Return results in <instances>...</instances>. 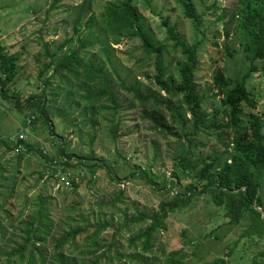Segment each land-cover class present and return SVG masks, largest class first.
Returning <instances> with one entry per match:
<instances>
[{"label":"rangeland","instance_id":"374dc122","mask_svg":"<svg viewBox=\"0 0 264 264\" xmlns=\"http://www.w3.org/2000/svg\"><path fill=\"white\" fill-rule=\"evenodd\" d=\"M115 1H0V43L19 56L20 67L7 94H18L23 108L18 112L12 100L0 98V177L6 178L0 180V207L11 215V224L17 225L27 213L37 209L39 202H52L55 233L79 226L85 239L79 257L86 260L103 252L106 259H113V246L130 250L127 239L137 228L128 219L137 213L156 212L162 201L167 202L172 195L165 190L169 180L175 182V186L169 184L173 192L182 193L196 181V177L191 178L194 172L176 168L183 155L194 161L217 151L229 163L233 155L240 154L237 141L243 136L249 109L242 106L237 124L232 121L230 111L222 105L223 94L213 84L217 72L232 85L243 82L251 91L252 112L261 117L264 133V59L255 57L251 28L237 18L234 10L240 2L254 5L251 0H191L202 17L201 31L193 28L177 0L137 3L153 34L168 48L164 54L166 76L176 78L177 65L182 61L178 49L174 50L173 42L167 39L169 28L187 44L199 43L193 83L204 119L197 127L182 94L167 97L152 80L150 60L136 62L141 57L139 40L124 37L112 45L108 35L100 41L112 56L107 73H113V67L120 72L125 66L122 76L127 79L126 85L135 86L141 97L150 102L143 105L135 93L115 85L119 107L114 118L118 128L114 139L108 120H102L104 112H97L94 127L87 123L81 110L65 117L68 109L61 105L73 92L72 84L68 89L59 82L53 68L44 70L46 54H52L58 44L72 36L79 10L89 9L79 22L85 31L83 21L89 12L97 17L108 2ZM82 2L88 3L82 6ZM219 14L224 18L216 22ZM82 51L92 54L95 49L88 45ZM45 79H49L47 89L42 87ZM32 95L44 97L52 110L48 116L54 134L41 121L25 125L26 118H33L26 104ZM76 99L72 97L70 102ZM19 135L41 154L36 150L28 152L10 141ZM60 144L71 157L66 168L64 159L59 158ZM43 155L48 160L59 159L49 163ZM196 186L200 190V185ZM48 196L51 199L44 200ZM211 198V193L195 195L186 208L168 214L165 230L156 234L152 248L157 262L167 264L170 253L181 250L186 257H174V264H208L218 258L223 264H264V236H246L244 222L228 223L223 208L212 204ZM103 222L109 226L93 243V226ZM228 250L230 256H226Z\"/></svg>","mask_w":264,"mask_h":264},{"label":"trees","instance_id":"16d2710c","mask_svg":"<svg viewBox=\"0 0 264 264\" xmlns=\"http://www.w3.org/2000/svg\"><path fill=\"white\" fill-rule=\"evenodd\" d=\"M138 1L108 2L103 12L97 16L99 18L89 12L83 21L85 31L81 30L79 22L89 9L79 10L72 36L58 44L52 54H46L48 62L44 70L53 68L59 82L66 85L68 89L71 84H76L74 89L71 85L70 91L73 90V92L67 94L65 103L61 105L68 109L64 116L70 117L81 110L87 123L94 127L97 112H104L105 116L102 120L104 123L108 120L110 124L108 130L112 139L116 137L118 131L117 124L114 123L115 113L119 107L114 90L115 85L135 93L141 98L143 105L149 103L150 100L147 97L142 98L135 86L126 85L127 79L122 76L123 70L127 69L125 66L120 72L113 67V73H107V65L110 64L112 56L109 55V48L100 42L103 35L111 38L110 44L112 45L118 44L124 37L139 40L141 57L137 58L136 62L144 58L150 60L154 71L152 80L159 90L167 97L182 94V101L191 115L194 127L200 125L204 119L200 110L201 100L193 83V73L197 64V44L199 43L189 45L174 33L172 28H169L167 39L173 42L174 50L178 49L182 55V61L177 65L176 78L166 76L167 67L164 64V54L168 48L160 44L149 28L145 16L137 7ZM251 1L254 5L240 2L234 10L237 18L243 20L245 25L251 28L255 57L264 59V0ZM177 2L190 19L193 28L201 31L202 17L197 12L194 3L191 0H177ZM87 3L82 2V6H86ZM223 18L224 15L219 14L216 22ZM96 27L99 28L96 29ZM225 34L228 36L227 33ZM73 43L77 46L73 47ZM88 45H91L95 51L92 54H89L91 52L82 53V49ZM65 47L67 48L61 56ZM18 61L19 56L14 52H9L0 43V98L6 101L12 100L13 107L20 112L23 108L20 107L18 94H7L8 86L19 74ZM110 76L114 78L109 79ZM42 83L43 88L49 87V79H45ZM213 84L223 94L222 105L230 111L231 119L235 124H237L241 107L246 106L249 109L243 136L237 141L240 154L233 155L229 163L217 151L194 161L189 156L183 155L176 168L184 169L188 173L194 172L191 178L196 177V181L186 186L182 193L173 192L170 185L175 186V182L169 180L165 185V190L171 192L172 195L167 202L162 201L156 212L137 213L128 219V222L137 228V231L127 239L130 250L121 251L113 246V259L111 260L106 259V252L92 260L80 259V249L85 245L80 227L63 228L55 233V219L50 208L52 202H39L37 209L27 213L17 225L11 224L13 221L11 215L4 210V207H0V264H99L102 260L105 264V259L108 264H160L153 255L152 248L156 234L165 230V220L168 214L181 211L189 205L193 196L206 193L212 194L210 199L212 204L223 208L225 217L229 218L228 223L239 225L244 222L247 226L246 236H264V133L261 117L252 112L254 100L251 91L245 88L243 82L232 85L221 73L217 72L213 77ZM72 97L77 99L70 102ZM72 103L75 108L70 107ZM26 104L30 107L33 118L31 117L30 124L25 125L41 121L48 127L49 133L54 134L50 128L52 124L48 116V112L52 110L48 107L45 98L32 95L26 100ZM16 145H22L28 152L36 150L25 140H19ZM8 149L12 150L13 147ZM36 151L41 154L39 150ZM58 153H60L59 158L62 161L64 159L62 163L66 168L71 157L64 153L62 144H60ZM43 158L49 163L59 159L52 157L48 160L44 155ZM139 175L144 177V175ZM133 176L134 174L131 175ZM110 178L114 180L111 175ZM5 179L3 176L0 177L2 181ZM196 185H200V190H197ZM47 199L51 197L48 196L44 200ZM108 226L107 222L95 224L93 226L94 235L90 237L91 241L94 243L99 234ZM230 254L228 250L226 256ZM174 257L183 260L186 255L181 250L172 252L167 264H174L172 262ZM214 263L223 264L224 261L218 258L208 264Z\"/></svg>","mask_w":264,"mask_h":264},{"label":"built area","instance_id":"2783aa9c","mask_svg":"<svg viewBox=\"0 0 264 264\" xmlns=\"http://www.w3.org/2000/svg\"><path fill=\"white\" fill-rule=\"evenodd\" d=\"M29 120L26 121V124H29ZM19 140H23V137L19 135L17 138H12L10 141L13 142L14 144L17 143Z\"/></svg>","mask_w":264,"mask_h":264},{"label":"bare ground","instance_id":"6f19581e","mask_svg":"<svg viewBox=\"0 0 264 264\" xmlns=\"http://www.w3.org/2000/svg\"><path fill=\"white\" fill-rule=\"evenodd\" d=\"M28 120H29V122H30L31 118H30V119H28Z\"/></svg>","mask_w":264,"mask_h":264}]
</instances>
